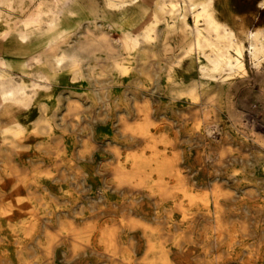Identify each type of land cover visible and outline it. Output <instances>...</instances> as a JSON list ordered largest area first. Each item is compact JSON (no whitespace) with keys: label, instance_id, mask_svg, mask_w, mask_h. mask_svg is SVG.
Wrapping results in <instances>:
<instances>
[{"label":"bare ground","instance_id":"1","mask_svg":"<svg viewBox=\"0 0 264 264\" xmlns=\"http://www.w3.org/2000/svg\"><path fill=\"white\" fill-rule=\"evenodd\" d=\"M189 1L193 10L200 5ZM211 1L194 15V26L185 15L181 25L167 24L165 54L172 52L170 33L182 32L184 43L165 67H145L157 57L147 51L158 39L155 11L142 32L114 38L100 29L95 39L109 51L97 59L107 67L89 69L87 94H56L48 75L16 78L0 58V264H182L185 255H195L194 264H264V229L259 236L250 228L264 224V130L255 122L245 62L248 53L263 74L264 28L239 39L214 18ZM180 9L171 3L172 15ZM124 54L143 66H126ZM53 55L57 64L71 60L63 70L74 74L73 84L84 79L78 57ZM186 59L188 81L174 69ZM132 71L145 79L121 82ZM131 111L138 115L133 122ZM101 148L115 161L95 166ZM78 158L83 162L74 164ZM26 159L36 162L26 166ZM72 173L77 190L69 189ZM110 190L127 196L121 213L107 200ZM101 200L107 210L95 213ZM104 214L114 218L103 221Z\"/></svg>","mask_w":264,"mask_h":264},{"label":"crops","instance_id":"2","mask_svg":"<svg viewBox=\"0 0 264 264\" xmlns=\"http://www.w3.org/2000/svg\"><path fill=\"white\" fill-rule=\"evenodd\" d=\"M41 1L40 25L37 27L32 23L38 18L33 8V0H0V13L11 14L8 6L18 9V11L20 9L24 10V14H14L9 19L8 24L0 21V47L2 46L0 48V58L5 61L7 71L16 78L30 80L40 74L48 75L54 84L53 88L56 94L67 92L69 88L77 94H87L90 89L89 85L93 82L89 75V69L107 67L106 59H97L98 52L109 51L104 46L98 45L95 39V35L100 29L111 32L114 38L122 36L125 31L142 32L154 23L157 13V17L161 21L157 25L154 36L158 39L150 43L152 46L147 51L159 53V59H149V63L145 67H165L166 62L174 60L175 55L180 51V46L184 43L182 32L170 33V39L166 42L174 45V51L167 56L163 54L165 50L162 44L164 43V30L167 24L177 23L181 25L179 18L185 15L188 25L190 27L194 26V15L202 11L203 4L208 0H193L200 4L194 10L190 7L189 0ZM262 1L212 0L210 11L217 21L232 29L239 39L245 40L248 32L264 28V5H262ZM172 2H178L181 5L179 16L177 13L174 15L170 13ZM199 26L201 28L206 26L204 20L200 21ZM246 27H248V30ZM177 29L180 30L181 28L178 27ZM54 50L58 55L66 54L70 57L73 55L78 57L79 67L85 69L84 79H77V84H73L74 74L63 70V68L73 67L71 60L68 59L63 64H57L53 55ZM124 56L127 58L122 59V62L126 66L136 69L143 66L141 64L142 60L135 57H133L134 60H129L128 55L124 54ZM36 57H39V60L35 61ZM98 61L100 62L99 65ZM189 66V60L187 59L180 65H175V76L177 78L183 76L185 81H188L190 74L186 70ZM158 77L154 76V78ZM119 78L125 84L145 79L138 71H132L128 75L119 76ZM154 82H164V79H156ZM65 83L67 85H64ZM75 96L73 98H76ZM85 97L86 95H83L80 99ZM131 112L138 118L134 111ZM131 112H127L126 115ZM23 115L26 116L27 112H23ZM38 115L36 109L28 123H31Z\"/></svg>","mask_w":264,"mask_h":264},{"label":"rangeland","instance_id":"3","mask_svg":"<svg viewBox=\"0 0 264 264\" xmlns=\"http://www.w3.org/2000/svg\"><path fill=\"white\" fill-rule=\"evenodd\" d=\"M39 2H42V1L41 0H37V1L36 0H33V3H32L35 12L38 15V18L36 20H34V23L33 22L32 23H33V25H37V27L40 25L39 18L41 16V12H40L41 11V7L40 8L38 7ZM8 9L11 11V14H7L6 15L4 13H0V21H4L7 24L10 21L9 19L12 18V16H14V14H24V10H22V9H20L18 11V9L12 8L11 6H8ZM169 39H170V36L168 37V40ZM173 46L174 45H172V51H174V47ZM163 53L165 54V51ZM170 53H172V52H170ZM170 53H167L166 56L168 54H170ZM158 55H159V53H157V57L156 58H153V59H159ZM133 57L134 56L131 55L128 58H129V60H134ZM147 60H148V58H147ZM245 62H246V66H247V69H248V72H249V74L246 77L247 78V81H248V85L247 86H248V89L250 90L249 93L254 96V103L256 105V106H254L255 107L254 109L256 110V111L255 110L254 111L257 112L255 122H256V125H257L258 130H261L262 128L264 130V119H263V116H264V82H263V80H264V78H263L264 77V65L262 67L263 74L260 75L253 68V63L250 60V57H249V54L248 53H246V55H245ZM235 92H236L237 96H239L240 98H242L241 99L242 102L239 105L240 108L241 109H245V107H246V103L245 102L247 100V97H245L246 96V94H245V88L243 86H239L236 89ZM91 117L92 116H90V118ZM127 118H128L129 121L133 122L137 118V116L131 112L129 115H127ZM189 123H191V122H189ZM105 149L104 148H101L100 150L99 149L97 150L96 157H95V160H94V165L95 166H97L102 160H107L108 162L110 161L111 163L115 161L114 157L107 150L105 151ZM203 149H205V147L202 148V146H197V147H195L194 151L195 152L196 151L200 152V151H204ZM46 160H47V158H46ZM48 160H49V163L52 162V160L50 158ZM82 160L83 159H79L78 158V159L75 160L76 162L74 164H81L83 162ZM1 161L3 162V159L2 158L0 159V166H2V162ZM34 162H36V161L30 160V159H26V163L24 165H26V166H32L34 164ZM74 175L75 174H73V173L68 175V178L70 177L69 180L71 181V182L69 181L70 182L69 189H71V190H74V188H75V190L78 189L77 183L79 182V180H77V178H75ZM64 183L65 182H58V184L60 186H62ZM64 185L66 186L67 184L65 183ZM256 195H257V199H256L257 201H263V199L261 198V196H259V193H256ZM126 199H127V196L125 194L122 195V192L121 193H117L115 191H111L110 190L109 191V199H107V200H109L110 202L113 203L114 208H113V205H111V207H109V208L111 210L113 208V210L116 213H121L123 211V209H126L127 208V204L125 203ZM95 207H96L95 208L96 209L95 213L96 212H99L102 207L103 208L101 209V211H104L103 213H105V210H107V207L108 206H107V202H105L104 200H101V201H99L95 205ZM145 207L147 208V210H146ZM150 208H151V206H150L149 203H146V204L143 205V210H145V212L146 211H149ZM121 209H122V211H121ZM111 218L113 219L114 217H112V215H109V214L108 215L107 214H104L103 221H106V220L107 221H111L112 220ZM261 224H262V226H264L263 223H261ZM262 226L260 228L256 229V226L254 225L253 222L250 224L251 230L254 231L255 235H259L260 234L259 236H263V229L264 228ZM258 230H260V232ZM185 256L181 258L182 259V261H181L182 264H194L193 263V260H194V256L195 255H185Z\"/></svg>","mask_w":264,"mask_h":264}]
</instances>
